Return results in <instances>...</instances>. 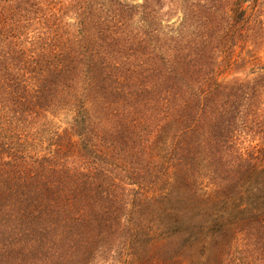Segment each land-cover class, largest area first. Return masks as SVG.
Segmentation results:
<instances>
[{
    "label": "trees",
    "instance_id": "1",
    "mask_svg": "<svg viewBox=\"0 0 264 264\" xmlns=\"http://www.w3.org/2000/svg\"><path fill=\"white\" fill-rule=\"evenodd\" d=\"M260 1L0 0V264H264ZM200 190L262 210L157 244Z\"/></svg>",
    "mask_w": 264,
    "mask_h": 264
},
{
    "label": "rangeland",
    "instance_id": "2",
    "mask_svg": "<svg viewBox=\"0 0 264 264\" xmlns=\"http://www.w3.org/2000/svg\"><path fill=\"white\" fill-rule=\"evenodd\" d=\"M259 4L262 5L263 9L256 6L255 10L259 8L262 12H264V0H261ZM65 116L69 117L68 115L65 114L61 118L57 119L58 121L55 122L57 127L59 126L66 127L65 123L68 121V118H66ZM163 144L164 143L162 144L159 143V146L157 147L156 150L159 154V158L165 160L166 150L162 148ZM204 191L205 190L203 191L200 190L198 191L197 194L191 193L188 196H184L185 198L182 196L181 191H179L177 194H174L175 198H173L172 200L183 198V200L189 203V207L183 209L182 211L180 210L176 211L174 210V208L167 209L166 216L170 217V219L165 217L164 220L165 222L162 220L156 221V223L162 225L163 228H167L169 230L167 232H163L162 235H160L157 244L159 243L162 246L166 245V248H168V250L179 248L180 241L176 236V233H173V229H177L179 226H186L190 224H198L203 226V228L208 227L209 229L211 227V230H216V231L220 229V227H223V225L226 224L229 225V228H231V234H235V236L238 237V239H240L238 234L235 232L236 227L239 225V223L242 222L244 217H246L249 213L260 212V210H262L257 208V204H258L257 199L253 194L250 193H245V194L236 193V195L230 198L228 202H225V204H223L219 201V198L213 199L212 197L209 200H207L208 198L206 197L205 194H203ZM153 192H156L155 189L148 194L151 195ZM191 209L194 211L195 215L194 217L190 218L191 219L190 220L189 218H187V214L188 211ZM184 210L187 211L186 217L183 215ZM173 218L176 219L175 223H173ZM209 242H210V235L206 233L203 239L200 240V242H198L196 245L187 244L190 246H187L185 249H181V250L179 248V250L181 251V255L179 253V255H177L175 258H178L181 261V264H208V263L211 264L212 262V260H210L211 254L205 251L208 247ZM156 246L157 245L149 246L148 249L145 250L142 249V253L151 252L150 255L148 256L155 257ZM234 246L236 248H239L240 246L239 240H237V242L234 243ZM139 254L140 252L138 249L135 251V254L133 256L132 255L129 256L128 264H140L139 259L141 256L139 257ZM242 255L243 254H240V256ZM102 262L103 260L100 259L97 260L96 264H105Z\"/></svg>",
    "mask_w": 264,
    "mask_h": 264
}]
</instances>
